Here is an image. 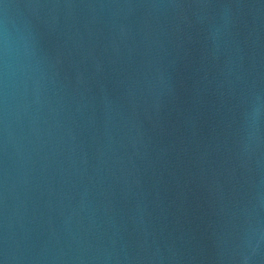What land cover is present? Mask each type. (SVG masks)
<instances>
[{"label": "water", "instance_id": "1", "mask_svg": "<svg viewBox=\"0 0 264 264\" xmlns=\"http://www.w3.org/2000/svg\"><path fill=\"white\" fill-rule=\"evenodd\" d=\"M0 264H264V0H0Z\"/></svg>", "mask_w": 264, "mask_h": 264}]
</instances>
